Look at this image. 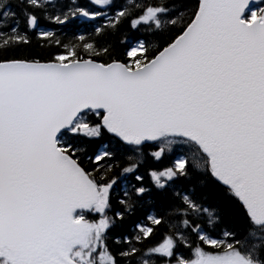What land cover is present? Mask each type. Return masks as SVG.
Wrapping results in <instances>:
<instances>
[{"label": "snow or ice", "instance_id": "1", "mask_svg": "<svg viewBox=\"0 0 264 264\" xmlns=\"http://www.w3.org/2000/svg\"><path fill=\"white\" fill-rule=\"evenodd\" d=\"M186 7L0 0V264H264V0ZM77 19L102 23L67 40L51 27ZM125 21L154 39L118 56L101 37ZM166 153L150 183L134 174ZM117 169L126 187L109 216ZM208 180L235 201L240 231L205 232L201 218L218 216L195 189ZM146 204L162 209L151 225L169 221L163 242L145 247L154 227L137 224L109 245L115 220Z\"/></svg>", "mask_w": 264, "mask_h": 264}, {"label": "trees", "instance_id": "2", "mask_svg": "<svg viewBox=\"0 0 264 264\" xmlns=\"http://www.w3.org/2000/svg\"><path fill=\"white\" fill-rule=\"evenodd\" d=\"M136 2L140 3L143 2V0H136ZM176 3H184L187 6L185 11H187L190 9L191 5L195 3V0H176ZM99 23H102V21L87 22L77 19L63 26L53 25L51 27L62 39L67 40L71 39L73 35H78L79 32H91L94 26ZM30 35L32 38V44L29 46L28 50L31 52H40L42 55H46L47 50H41L38 44V38L35 36V34ZM138 39L151 41L154 38L148 35L145 28L141 27L138 30H133L131 29L129 22L125 21L118 31L109 32L106 36L101 37V42H107L111 44L114 47L116 54L120 56L126 52L129 45L133 44ZM8 54L11 55L12 53L9 52ZM107 142L108 141L105 140L102 143ZM130 154L132 153L128 152L125 155L119 157L123 166H127L126 155ZM174 158V155L170 153H166L164 158L159 161L148 157L146 162L141 163L139 171L134 174H144L145 180L150 183V177L147 176L146 170L149 167L160 169L169 166L171 160ZM119 172L120 170L117 169L116 175L119 183L113 192V205L112 209L108 212L109 216H113L116 210H120L116 203L117 193L122 194L126 187V182L122 177H120ZM134 174L127 175L129 178H131V176ZM195 197L205 207H208L218 216V222L215 224V226H210L208 224V217L206 215L201 218L200 222L202 223L206 233L216 236L217 238H222L224 231H240L242 228V220L240 219L239 213L236 209L235 201L225 194V188L221 183L215 180H208L206 183L198 185L195 189ZM148 208L154 210V212H162V209L158 207L154 208L146 204L142 208L138 207L134 212L125 213L124 218L122 220H115L114 224L108 230L107 235L109 245L115 247L114 240L116 237H120L122 239L125 236H134L137 232V224H147L148 226L154 227V233L150 234L149 238H146L147 244L145 247L160 243L161 239H164L168 233L169 221L166 219L165 222L159 226L151 225V223L145 217ZM85 215L89 220L99 219L98 216H93L92 213L88 212L87 210L85 211ZM161 235L163 236L162 238ZM189 239L195 241L196 237L194 235H189ZM193 246H195V243ZM203 247H205V250L207 251L214 250L211 246L203 245ZM176 252L178 255H181L185 258H191L192 256V250L185 247L184 245L177 247Z\"/></svg>", "mask_w": 264, "mask_h": 264}, {"label": "flooded vegetation", "instance_id": "3", "mask_svg": "<svg viewBox=\"0 0 264 264\" xmlns=\"http://www.w3.org/2000/svg\"><path fill=\"white\" fill-rule=\"evenodd\" d=\"M146 211H147V209H146ZM152 212H154V210H152V209H150V208H148V211H147V213L145 214L146 216V218H147V216H148V214H150V213H152ZM163 236L161 235V238H162ZM163 242V238L161 239V242L160 243H162Z\"/></svg>", "mask_w": 264, "mask_h": 264}]
</instances>
